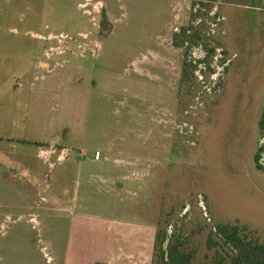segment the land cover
I'll use <instances>...</instances> for the list:
<instances>
[{
    "label": "rangeland",
    "instance_id": "obj_1",
    "mask_svg": "<svg viewBox=\"0 0 264 264\" xmlns=\"http://www.w3.org/2000/svg\"><path fill=\"white\" fill-rule=\"evenodd\" d=\"M232 1L0 0V93L30 112L0 147V264H161L158 234L209 263L224 224L264 242V23Z\"/></svg>",
    "mask_w": 264,
    "mask_h": 264
},
{
    "label": "trees",
    "instance_id": "obj_2",
    "mask_svg": "<svg viewBox=\"0 0 264 264\" xmlns=\"http://www.w3.org/2000/svg\"><path fill=\"white\" fill-rule=\"evenodd\" d=\"M174 38L175 46L185 50V58H188L193 47L199 46L201 42V36L197 32H194L193 27L183 28L182 33L176 34ZM204 52L206 53L205 58L198 61L200 65L209 63L208 60L213 57L215 48H209L205 44ZM208 65L210 66V64ZM196 68L187 59L184 60L182 83L189 82L190 76L197 70ZM258 127L260 134L264 137V113L262 114ZM263 152L264 147H260L254 157L259 170L263 169L259 165V160ZM214 229L208 242L209 250H215L214 255L211 262L203 264H264V242H261L248 227H242L238 224H224L218 225ZM166 242L168 244L164 248ZM156 244L160 251L158 262L161 264H194V252H186L176 235L168 239L165 235L158 234Z\"/></svg>",
    "mask_w": 264,
    "mask_h": 264
},
{
    "label": "crops",
    "instance_id": "obj_3",
    "mask_svg": "<svg viewBox=\"0 0 264 264\" xmlns=\"http://www.w3.org/2000/svg\"><path fill=\"white\" fill-rule=\"evenodd\" d=\"M49 35L56 36L53 34H49ZM39 36L40 35H38V37ZM0 53H1L0 55L1 63L5 65L7 63L12 64V59L8 57L6 52L0 49ZM50 62H51L50 60H46V61H40V63L38 64V67L39 66L42 67L48 76L54 75V72H55V68L53 67V65L50 64ZM49 68H52V70L50 71ZM8 83L9 82L7 80L0 79V84L2 85L3 88L6 87ZM90 84L91 83L87 84L88 91L90 89ZM11 99L12 98L10 97L9 94L0 93V147H4L3 146L4 144L9 143L10 139H13L12 132H13L14 127H20L22 129L24 123L28 122L29 120L30 112H29V108L27 107V105H26L25 111H24V108L20 110L17 106L16 107L13 106ZM15 108H16V112H15ZM45 143H51L50 144L51 146L60 145V144H56V142L47 141V140ZM64 149H65L64 151H67V148L64 147Z\"/></svg>",
    "mask_w": 264,
    "mask_h": 264
},
{
    "label": "flooded vegetation",
    "instance_id": "obj_4",
    "mask_svg": "<svg viewBox=\"0 0 264 264\" xmlns=\"http://www.w3.org/2000/svg\"><path fill=\"white\" fill-rule=\"evenodd\" d=\"M222 1H224L228 6L229 5H232V6L234 5V3H233L232 0H222ZM241 1H243V2H241V3H237L236 2L237 4L235 5V7H239V8H243V9H245V8H249L250 9L249 3L250 2L251 3L253 2V4H255L254 5V7H255V14H257V15H255L253 17V19H254L253 21H258L259 24L264 23V0H241ZM64 150L65 149H63V151ZM57 160L59 161V158ZM44 162H47V161L44 160Z\"/></svg>",
    "mask_w": 264,
    "mask_h": 264
}]
</instances>
